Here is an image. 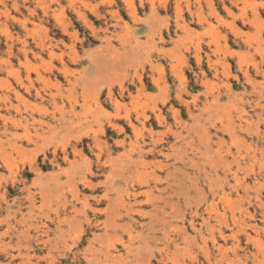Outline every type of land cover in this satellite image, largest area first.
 I'll return each mask as SVG.
<instances>
[{
  "label": "rangeland",
  "instance_id": "obj_1",
  "mask_svg": "<svg viewBox=\"0 0 264 264\" xmlns=\"http://www.w3.org/2000/svg\"><path fill=\"white\" fill-rule=\"evenodd\" d=\"M0 264H264V0H0Z\"/></svg>",
  "mask_w": 264,
  "mask_h": 264
},
{
  "label": "bare ground",
  "instance_id": "obj_2",
  "mask_svg": "<svg viewBox=\"0 0 264 264\" xmlns=\"http://www.w3.org/2000/svg\"><path fill=\"white\" fill-rule=\"evenodd\" d=\"M123 90H124V89H123ZM110 92H111V91H110ZM129 93H130V92H129ZM110 98H111V97H110ZM114 101H115V99H114ZM117 101H118V100H117ZM116 103H117V102H116ZM118 103H119V102H118ZM115 106H116V105H115ZM113 124H114V123H113ZM134 125H135V124H134ZM135 126H136V125H135ZM168 126H169V125H168ZM113 127H114V126H113ZM132 127H133V126H132ZM133 128H134V127H133ZM133 128H132V129H133ZM5 132H6V131H5ZM13 134H14V133H13ZM98 139H99V138H98ZM94 140H95V139H94ZM97 141H98V140H97ZM157 141H158V140H157ZM98 142H99V141H98ZM152 145H153V144H152ZM138 147H139V146H138ZM21 148H22V147H21ZM141 148H142V147H141ZM141 148H140L139 150H142ZM149 149H150V148H149ZM153 149H154V148H153ZM14 150H15V149H14ZM143 150H144V148H143ZM143 150H142V151H143ZM109 151H110V150H109ZM142 151H141V152H142ZM147 151H148V150H147ZM78 152H79V151H78ZM148 152H149V151H148ZM139 153H140V152H139ZM150 153H151V152H150ZM134 161H135V160H134ZM140 162H142V160H141ZM90 183H91V182H90ZM169 183H170V182H169ZM134 200H135V199H134ZM127 203H128V202H127ZM146 212H147V211H146ZM150 217H151V216H150ZM216 217H217V216H216ZM165 222H166V221H165ZM163 229H164V228H163ZM220 245H221V244H220Z\"/></svg>",
  "mask_w": 264,
  "mask_h": 264
}]
</instances>
